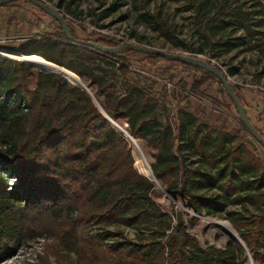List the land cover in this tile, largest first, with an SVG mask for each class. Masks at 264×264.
<instances>
[{
  "label": "trees",
  "instance_id": "16d2710c",
  "mask_svg": "<svg viewBox=\"0 0 264 264\" xmlns=\"http://www.w3.org/2000/svg\"><path fill=\"white\" fill-rule=\"evenodd\" d=\"M185 1L194 8L203 43L216 48L214 53L228 52L241 43L231 37L211 41L212 35L237 27L248 37V47L264 56V40L257 35H264L257 28L262 22L256 15L259 10L242 9L232 0ZM63 10L73 18L81 12L71 7L70 0ZM139 17L172 43L185 46L159 13L145 11ZM64 18L75 36L73 19ZM93 40L114 46L123 39ZM195 49L200 51L201 46ZM9 50L41 56L81 79L103 111L143 146L160 186L174 199L189 195L188 209L202 214L219 212L229 202L253 206L252 214L237 217L227 211V218L253 260L264 259V163L241 138L209 128L186 104L170 108L167 95L174 99V93L131 66L128 55L165 59L130 47L109 55L69 42L57 22L50 33L34 35ZM168 62L199 73L190 83L191 91L206 79L216 81L224 91L209 72ZM99 106L82 86L60 72L33 69L20 59L0 55V161L12 167L15 181L9 188L0 184V201L3 193L12 201L0 203V209L16 233L22 237L31 224L49 230L57 248L72 252L78 264H236L241 250L230 240L201 246L185 229L182 210H176L171 224L159 204L161 193L153 178L133 164L128 137ZM240 225L247 227L240 230ZM110 226L132 227L135 234L127 237ZM0 236L9 246L17 241L8 232L0 230ZM53 257L59 260L54 251Z\"/></svg>",
  "mask_w": 264,
  "mask_h": 264
},
{
  "label": "rangeland",
  "instance_id": "374dc122",
  "mask_svg": "<svg viewBox=\"0 0 264 264\" xmlns=\"http://www.w3.org/2000/svg\"><path fill=\"white\" fill-rule=\"evenodd\" d=\"M43 1L56 7L64 17L73 19L71 27L76 37L116 39L121 36L138 43L170 51L182 50L198 53L202 55L203 59L215 58L222 65L224 71H227L226 74L236 81L252 80L264 85V72L262 71L264 56L255 48L248 47V37L244 36V31L241 28L235 27L227 28L216 36L212 35L211 41L215 38L231 37L241 42L228 52L214 53L213 50L216 48L211 49L208 44L203 43V37L196 29L194 8L185 0H70L72 8L81 10L79 16L74 18L63 10V4L66 0ZM231 4L248 11L259 10L256 15L261 16L262 22L257 25V28L264 33V0H261V4H253L251 0H232ZM145 11L159 13L166 24L173 29L174 38L181 40L185 46L172 43V39L160 35L157 30L145 23L139 17V14ZM211 11L213 12L214 9ZM98 24H102V26ZM55 27L56 22L53 18L27 1L15 0L5 5H0V52L15 55V52L9 50L11 47L26 41L34 35L50 33ZM257 35H260L262 40H264V35ZM199 45L201 46V50L196 51L195 48ZM128 60L131 66L137 67L151 79L163 83L169 94L174 93L172 105L175 107H173V110L176 108V105L181 104L183 101L194 113L204 120H209L211 115H218L222 116L221 118L230 119L235 125H240L233 105L230 103L225 92L218 87L216 81L206 79L196 90L191 91L190 83L192 79L200 76L199 73L185 70L165 60H147L138 54L128 55ZM22 61L31 65L33 69L51 71L40 68L37 65L35 66L30 61ZM233 66L237 70L232 71L231 68ZM233 84L237 91L241 90L238 87L239 84ZM181 87L184 89H181ZM205 101H208L218 112L207 110L203 105ZM249 139L254 141L251 137ZM128 140L131 144V152L134 158L133 164L137 168L138 153L132 140L130 138ZM136 143L143 153L146 162H148L149 157L144 153L143 146L138 142ZM259 148L262 147L259 146ZM139 171L142 172L141 170ZM14 183V171L12 167L0 161V184L5 188H9ZM154 187L157 192L161 193L158 201L162 210L169 216L171 224L175 220L176 210H182L181 217L185 229L196 236L201 246H220L230 240L232 242L231 246L241 250L236 264H264V259L255 262L250 252V257H248L238 243L225 235L215 224L208 220V218H212L228 221L227 211H233L237 217H245L256 212L253 206L229 202L219 212L212 211L211 213H202L196 216V213L187 211L179 204L189 202V195L187 193L182 194L175 201L165 195L155 181ZM0 203H2L1 205H9L12 201L6 193H3ZM228 223L230 224L229 221ZM230 226L237 233L231 224ZM246 227L247 225H240V230ZM30 228L29 232L27 231L25 235L20 237L16 233L13 224L8 221L7 215L0 209V230L12 234L17 239L14 245L9 246V243L0 236V264H56L57 259L53 257V251L58 254L59 260L57 262L78 264L72 252L66 253L57 248L58 245L53 241V233L51 231L45 230L42 227L38 228L36 225L32 226V224ZM93 228L97 230L96 227ZM170 228L171 226L166 231H169ZM110 229L118 230L119 233L127 237H133L135 234V230L132 227L110 226ZM149 264L158 263L154 261Z\"/></svg>",
  "mask_w": 264,
  "mask_h": 264
},
{
  "label": "water",
  "instance_id": "95a60500",
  "mask_svg": "<svg viewBox=\"0 0 264 264\" xmlns=\"http://www.w3.org/2000/svg\"><path fill=\"white\" fill-rule=\"evenodd\" d=\"M10 1H15V0H0V5L3 4V3L10 2ZM26 1L29 2L31 5L41 9L44 13H46L51 18H53L59 24L61 30L63 31V33H64V35L66 37V39L69 42L83 44V45L89 46V47H91V48H93V49H95L97 51H100L102 53L109 54V55L116 54L117 51H119L122 48L130 47V48H132L134 50H137V51H139V52H141L143 54L158 55V56H160L163 59L168 60V61H180V62H183L184 64L201 68L202 70H205V71L209 72L210 74L214 75L220 81V83L222 84V87L224 89L225 94L228 96V98L232 102V104L234 106V109L236 111V116H237L238 120L249 131L251 137L264 149V136L255 128V126L249 120L243 105L239 101V99H238V97L236 95V92L234 91V89H233V87L231 85V82L227 79V77L225 76V74L223 73V71L219 67L211 64L208 60L203 59L201 57H198L196 55L184 54V53L178 52V51H170V50H167V49L154 47V46H150V45H145V44L138 43V42L131 41V40H122V41H120L118 44H116L114 46H107V45H104V44H102L100 42H97V41H95L93 39H84V38L75 37V36L72 35V33H71L70 29H69V26H68V24H67V22H66V20H65V18L63 16V14L56 7L46 3L43 0H26ZM2 53H4V52H0V55H2V56L25 60V59L21 58V56H23V55H18V54L16 55L15 54L13 56H9L8 54L6 55V54H2ZM45 61H47L46 62L47 64L52 65V67L50 69L51 71H58L64 77H65V75L62 72V70L63 71H67V72H71V71L63 68L62 66L56 65L55 63H53L51 61H48V60H45ZM69 82H71V81H69ZM71 83L82 86L86 90V92L92 97L94 102L99 106L97 100L94 98V96L91 94L89 89L85 86V84L82 81H79L77 83H74V82H71ZM99 108L103 112L105 117L112 124H114L115 126H118L119 128H121V130H123V131H121L119 129L125 136H126V134H128L123 129V127L118 125L117 123H115L103 111V109L100 106H99ZM129 138L133 141L132 143L137 146V143L135 142V140L131 136H129ZM142 156H143V154H142ZM146 164H147L148 169H149V174H147V175L151 176L153 178V180L160 186V184L155 180L153 174L151 173V170H150L148 162H146ZM144 174H146V173H144ZM160 188L162 189V191L164 192L165 195H167L172 200H175L161 186H160ZM179 204H181V206L183 208H185L187 211H191V212H193L195 214V212L190 210V209H188L185 204H183V203H179ZM195 215L198 216L199 214L196 213ZM223 220H225V219H223ZM225 221H227V220H225ZM227 236H229L232 240H234L236 243H238L240 245L241 249L247 254L248 257H250L249 251H248L246 245L244 244L243 240L239 237V235L235 232V230H234V232H230L229 235H227Z\"/></svg>",
  "mask_w": 264,
  "mask_h": 264
},
{
  "label": "crops",
  "instance_id": "0c3cea01",
  "mask_svg": "<svg viewBox=\"0 0 264 264\" xmlns=\"http://www.w3.org/2000/svg\"><path fill=\"white\" fill-rule=\"evenodd\" d=\"M243 82L248 83V85H238V87L241 88L240 91H237L238 99L243 105L251 123L264 136V85H262L261 83L254 82L252 80H243ZM253 84H255L256 86H253ZM167 99L169 100L168 106L170 108H173V99L170 97V95H167ZM183 104H185V102L182 101V103L178 105ZM203 105L207 110L211 112H218V110L214 109L208 101L203 102ZM187 108L192 111L188 106ZM195 115L201 122L206 123L209 128L213 130H222L225 133L236 135L237 138H241L243 145L252 153L257 155L262 164L264 163V149L259 148V146L255 144L254 141L250 140L248 134L240 125H235L234 122H232L230 119L221 118L222 116L218 115H211L209 120H204L200 118L196 113ZM236 140L237 139L235 138L233 142Z\"/></svg>",
  "mask_w": 264,
  "mask_h": 264
},
{
  "label": "bare ground",
  "instance_id": "6f19581e",
  "mask_svg": "<svg viewBox=\"0 0 264 264\" xmlns=\"http://www.w3.org/2000/svg\"><path fill=\"white\" fill-rule=\"evenodd\" d=\"M2 54H5V53H2ZM8 55L13 56L11 54H8ZM21 58L34 63L35 66L37 65L40 68L50 70L52 67V65L47 64L46 63L47 61H45L40 56L30 55V56H21ZM62 72L64 73L65 77L71 82L77 83V82L81 81V79H79L72 72H67V71H63V70H62ZM116 127H118V126H116ZM118 129L121 130V128H119V127H118ZM121 131H123V130H121ZM126 136L129 138L128 134H126ZM135 149L137 150V153H138V157H137V161H136L137 168L139 170H141L143 173L149 174V169H148V166L146 164V160L142 156L143 153L140 151V149L136 145H135ZM208 220L211 223L215 224L225 235H229L230 232H234V230L232 229V227L230 226V224L227 221L217 220V219H212V218H208Z\"/></svg>",
  "mask_w": 264,
  "mask_h": 264
},
{
  "label": "built area",
  "instance_id": "2783aa9c",
  "mask_svg": "<svg viewBox=\"0 0 264 264\" xmlns=\"http://www.w3.org/2000/svg\"><path fill=\"white\" fill-rule=\"evenodd\" d=\"M116 39L130 40V39H127V38H125V37H121V36L118 37V38H116ZM131 41H133V40H131ZM175 51L182 52V53H184V54L196 55V56H198V57H201V56H202V55H200V54H198V53H191V52H188V51H182V50H180V51H179V50H175ZM201 58H202V57H201ZM206 60H208L211 64H213V65L219 67V68L223 71V73L225 74V76L227 77V79H228L230 82L238 83V84H242V85H248V83H245V82H238V81L232 79L230 76H228V75L226 74V72L224 71L222 65H221V64H220L215 58L210 57V59H206ZM253 86H256V85L253 84Z\"/></svg>",
  "mask_w": 264,
  "mask_h": 264
}]
</instances>
